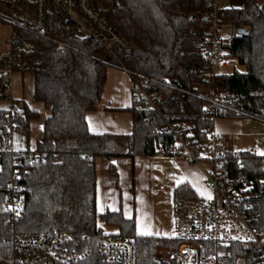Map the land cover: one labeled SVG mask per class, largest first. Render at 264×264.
<instances>
[{
  "label": "trees",
  "instance_id": "obj_1",
  "mask_svg": "<svg viewBox=\"0 0 264 264\" xmlns=\"http://www.w3.org/2000/svg\"><path fill=\"white\" fill-rule=\"evenodd\" d=\"M91 1L103 6L108 23L132 48L130 54L116 50L121 62L149 76L164 93L159 110L185 116L190 128L204 139L215 122L204 119L203 102L197 97L199 87L207 83L209 66L201 48L207 24L204 14L212 9L208 0ZM218 17L221 23L249 30L239 34L230 46V56L246 71L216 74L210 82L226 94L219 107L221 117L264 122V0H244L242 7L226 8ZM20 34L34 44V49L22 56L35 74L34 99L44 102L51 114L35 150L0 156V248L14 234L58 231L67 233L72 244L94 247L86 259L73 264H102L96 247L105 234L99 226L102 221L118 227L117 235L133 239L136 264H180L167 254L182 243L181 239L139 235L134 219L121 212L99 213L97 209L96 159L149 156L161 147L170 148L174 137L162 132V117L133 99L129 109L134 117L132 134L91 133L86 114L98 108L109 61H115L114 57L95 42L76 36L70 23L57 14L48 16L45 32ZM0 97H8V93H0ZM17 115L19 131L29 137L30 121L39 113L24 105ZM4 117L5 111L0 110V128ZM34 151L39 158L29 163ZM18 159L26 162L29 171L23 180L26 207L23 216L15 219L3 205L9 194L13 162ZM225 165L226 174L235 181L255 183L251 201L256 218L251 224L264 236V155L242 151L236 157L228 156ZM174 195L175 199L196 197V192L185 183L176 187ZM198 245L207 254L221 253L223 264H261L256 249L240 242L220 246L203 241Z\"/></svg>",
  "mask_w": 264,
  "mask_h": 264
},
{
  "label": "built area",
  "instance_id": "obj_2",
  "mask_svg": "<svg viewBox=\"0 0 264 264\" xmlns=\"http://www.w3.org/2000/svg\"><path fill=\"white\" fill-rule=\"evenodd\" d=\"M0 2L4 10L0 12V20L10 28L7 40H0V93H8L5 76L16 71H30L22 56L32 51L34 44L23 40L20 32H45L50 14L66 19L76 36L95 42L114 57L115 61H109V65L129 75L133 98L142 102L146 109L156 110L164 120L162 132L172 134L174 141L170 148L158 149L154 156L172 157L188 164L209 165L205 180L210 195L196 194V197H180L174 201L175 237L181 239L182 243L171 251L169 258L180 264H223L221 253L207 254L198 242L208 241L220 246L240 242L256 249L260 263L264 264V236L251 224L256 218L251 201L256 190L255 183L247 179L235 181L226 174L228 156L236 157L240 151L236 147L225 149L214 128L202 139L190 128L185 116L159 110L158 105L165 100L164 93L149 76L135 72L121 62L116 50L130 54L132 48L108 23L101 4L91 0ZM208 4L212 9L204 14L207 24L201 42L202 52L209 63L205 76L207 83L199 87L197 97L203 102L204 119L215 120L222 114L219 107L226 94L217 91L210 82L218 74V68L226 66L231 57L230 46L239 33L238 28L221 23L218 17L222 10L231 8L232 4L218 6L216 0H208ZM4 43L5 48H1ZM163 82L168 84L169 80ZM18 109L12 103L5 110L0 128V156L20 153L13 148V136L19 131ZM250 152L257 155L255 149ZM38 158L39 154L34 151L28 161L32 163ZM28 171L23 159L13 162L9 194L3 208L15 219L23 216L26 207L27 187L23 180ZM84 238L90 239L89 236ZM96 247L102 264H136V246L132 238L105 233L97 240ZM93 251L94 247L72 244L67 233H18L4 241L0 248V264H73L86 259Z\"/></svg>",
  "mask_w": 264,
  "mask_h": 264
},
{
  "label": "crops",
  "instance_id": "obj_3",
  "mask_svg": "<svg viewBox=\"0 0 264 264\" xmlns=\"http://www.w3.org/2000/svg\"><path fill=\"white\" fill-rule=\"evenodd\" d=\"M0 12L4 10L1 9ZM7 35L9 36V32ZM8 36L0 40H7ZM1 48H5V43ZM231 58L220 70L229 66ZM242 67L246 71V67L244 65ZM6 82L8 97H0V110H7L13 103L20 110L25 105L39 113L38 118L30 121L29 137L21 131L14 134L13 148L17 151L35 150L38 142L44 137V122L51 111L44 102L34 99L33 71H16L8 75ZM133 99L129 75L117 67H109L98 108L86 114L91 133L132 134L134 117L129 109L133 105ZM214 131L219 135L225 149L236 147L240 152L255 149L257 155H264V122L261 120L220 116L215 119ZM208 168V163L188 164L180 159L154 155L110 159L98 157L96 159L98 212H121L127 219H134L139 235L173 237L176 187L187 183L196 194L209 196L205 180V171ZM109 227L117 229L115 233H118V227Z\"/></svg>",
  "mask_w": 264,
  "mask_h": 264
},
{
  "label": "rangeland",
  "instance_id": "obj_4",
  "mask_svg": "<svg viewBox=\"0 0 264 264\" xmlns=\"http://www.w3.org/2000/svg\"><path fill=\"white\" fill-rule=\"evenodd\" d=\"M216 2L218 4V6H224V7L230 3L233 4L234 7H237V8L242 7L244 5V0H216ZM1 9H3V7H2V4L0 3V10ZM9 31H10V28L8 27V25L0 20V39L6 38L8 36L7 33ZM109 67H113V66H109ZM235 69H238L240 72L245 71V68L242 67V65H240V63L238 62V60L236 58H231L229 66L227 68L222 69V70H220V68H218V72L219 73H225V74H231L235 71ZM7 79H8V76H5V80H7ZM99 226L102 227V229L105 233H115L117 231V229L107 226L102 221L99 222ZM169 255H170V253H169ZM169 255L167 254L168 257H169Z\"/></svg>",
  "mask_w": 264,
  "mask_h": 264
},
{
  "label": "water",
  "instance_id": "obj_5",
  "mask_svg": "<svg viewBox=\"0 0 264 264\" xmlns=\"http://www.w3.org/2000/svg\"><path fill=\"white\" fill-rule=\"evenodd\" d=\"M205 19H206V16H205ZM248 32H249V30L247 29V28H245V27H240V28H238V33L240 34V35H242V34H248ZM2 77V74H0V78Z\"/></svg>",
  "mask_w": 264,
  "mask_h": 264
},
{
  "label": "snow or ice",
  "instance_id": "obj_6",
  "mask_svg": "<svg viewBox=\"0 0 264 264\" xmlns=\"http://www.w3.org/2000/svg\"><path fill=\"white\" fill-rule=\"evenodd\" d=\"M141 234H151V233H141Z\"/></svg>",
  "mask_w": 264,
  "mask_h": 264
}]
</instances>
